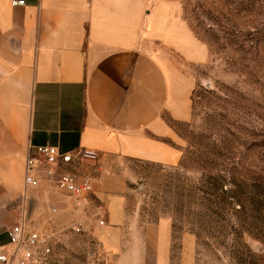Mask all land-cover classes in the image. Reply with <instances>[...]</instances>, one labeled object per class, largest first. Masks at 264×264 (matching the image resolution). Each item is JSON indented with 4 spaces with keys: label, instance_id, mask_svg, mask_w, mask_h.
I'll list each match as a JSON object with an SVG mask.
<instances>
[{
    "label": "crops",
    "instance_id": "crops-1",
    "mask_svg": "<svg viewBox=\"0 0 264 264\" xmlns=\"http://www.w3.org/2000/svg\"><path fill=\"white\" fill-rule=\"evenodd\" d=\"M14 1L0 0V245L31 197V216L93 221L111 252L173 264L168 217L124 244L127 160L181 162L184 140L173 124L192 119L200 77L187 66L207 64L209 45L180 0ZM41 144L97 150L86 166L94 193L26 187L28 148ZM183 240L181 264H195L194 237Z\"/></svg>",
    "mask_w": 264,
    "mask_h": 264
},
{
    "label": "rangeland",
    "instance_id": "rangeland-1",
    "mask_svg": "<svg viewBox=\"0 0 264 264\" xmlns=\"http://www.w3.org/2000/svg\"><path fill=\"white\" fill-rule=\"evenodd\" d=\"M180 1L211 59L187 66L200 81L192 119L173 124L184 140L181 162L127 160L124 244L168 217L173 264H181L186 234L195 264H264V0ZM30 199L19 220L63 234L53 264H140V255L111 252L93 221L74 233L80 219L31 216Z\"/></svg>",
    "mask_w": 264,
    "mask_h": 264
},
{
    "label": "built area",
    "instance_id": "built-area-1",
    "mask_svg": "<svg viewBox=\"0 0 264 264\" xmlns=\"http://www.w3.org/2000/svg\"><path fill=\"white\" fill-rule=\"evenodd\" d=\"M13 3L22 5L25 0ZM98 158L97 150L86 147L66 151L51 144L30 145L25 159V185L75 198L87 197L94 193L95 176L86 166ZM103 212L104 207L99 206L96 215ZM99 224L104 225L105 219H99ZM83 229L81 222L69 227L74 233ZM6 234L7 244L0 245V264H53L63 236L58 230L33 227L24 219L10 226Z\"/></svg>",
    "mask_w": 264,
    "mask_h": 264
},
{
    "label": "trees",
    "instance_id": "trees-1",
    "mask_svg": "<svg viewBox=\"0 0 264 264\" xmlns=\"http://www.w3.org/2000/svg\"><path fill=\"white\" fill-rule=\"evenodd\" d=\"M196 92H197V89L195 88L194 91H193L192 99L194 98V95L196 94ZM224 187H225V184H223V183L221 182L219 188L222 190V192H224V193H229L230 189H226V190H225ZM6 236H7V234H6ZM7 239H8V238H7ZM7 242H8V240H7Z\"/></svg>",
    "mask_w": 264,
    "mask_h": 264
}]
</instances>
